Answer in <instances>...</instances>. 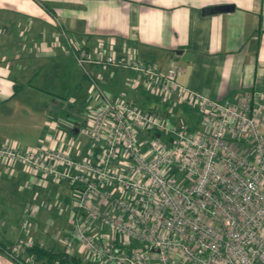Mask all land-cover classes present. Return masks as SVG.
Masks as SVG:
<instances>
[{
	"label": "built area",
	"instance_id": "2783aa9c",
	"mask_svg": "<svg viewBox=\"0 0 264 264\" xmlns=\"http://www.w3.org/2000/svg\"><path fill=\"white\" fill-rule=\"evenodd\" d=\"M71 53L99 100L87 124L76 126L78 140L31 149L0 143L1 164L73 191L83 217L73 225L77 247L68 242L63 251L84 264H264V88L212 99L178 84L175 63L162 70L100 45ZM89 65L132 72L131 87L188 107L194 124L169 123L171 103L164 117L107 99ZM83 138L89 144L80 157ZM26 241L6 252L18 264L34 263L19 259L32 245Z\"/></svg>",
	"mask_w": 264,
	"mask_h": 264
},
{
	"label": "crops",
	"instance_id": "0c3cea01",
	"mask_svg": "<svg viewBox=\"0 0 264 264\" xmlns=\"http://www.w3.org/2000/svg\"><path fill=\"white\" fill-rule=\"evenodd\" d=\"M223 5L232 9L208 11ZM99 45L104 53L126 54L162 70L175 63L182 68L176 76L178 84L212 99H229L234 92L264 88V0H0V143L13 142L19 149H30L77 141L73 130L82 124V117L71 128L75 137L70 138L59 126L66 119L55 117L73 106L59 90L68 83L75 104L89 101L97 107L94 88L76 68L71 50L82 46L92 51ZM69 63L74 64L71 69ZM87 68L103 96L123 84L134 96L129 102L136 104L137 97H142L141 109L159 108V100L141 86L128 84L132 72L96 65ZM47 83H52L51 92ZM14 85L22 87L13 93ZM168 103L171 118L196 119L191 110L185 112L182 105ZM168 103H160L165 117ZM88 144L83 138L76 150L80 156ZM40 182L19 164L0 163V241L13 242V246L20 239L31 240L19 234L20 228L16 233L10 228L14 219L10 221L9 210L15 208L17 215L25 212L20 202H14L23 199L25 187L35 188L33 199L39 196L40 202H48L54 194L61 199L57 207H64V198L59 196L63 192L42 189L44 183ZM44 214L45 219L49 217ZM52 244L49 241L46 249H53ZM23 254L19 259L27 256ZM0 264L18 263L0 250Z\"/></svg>",
	"mask_w": 264,
	"mask_h": 264
},
{
	"label": "rangeland",
	"instance_id": "374dc122",
	"mask_svg": "<svg viewBox=\"0 0 264 264\" xmlns=\"http://www.w3.org/2000/svg\"><path fill=\"white\" fill-rule=\"evenodd\" d=\"M39 40V39H38ZM50 60H47V63H50ZM69 65V66H68ZM67 66L71 69V66H74V64L69 63ZM78 69V67H76ZM74 68V70L76 72L77 69ZM79 70V69H78ZM103 81H98L99 86L103 89ZM51 84L52 83H47L46 84V88L48 89V91H52L51 89ZM60 92H64L67 96H63V99H65L67 102H70L71 106V110L68 109L69 107H65L64 108V112L63 114H57L55 115V117L60 118V119H66L65 121H63V124H59L60 129H63L66 132V137L71 136V137H75V135H72L70 133L71 128L75 125L74 123L78 122V119H81V123L82 124H78V125H84L87 124L90 116L92 115L93 111L95 110V106H91V104L88 101V104L85 102H81V104H75L74 99L76 100V97L74 95H71L69 92V84L65 83L62 84V88L59 90ZM92 92L91 87H89L87 93L90 94ZM129 92V93H128ZM103 94L106 96V98L108 99H115L117 97H121L123 99H125L126 101H130L131 99L134 98V96H132L133 94L131 93V90L129 89V86H124L123 84H121L120 88L117 90H114V92H103ZM111 99V100H112ZM137 102H136V106H141V102L143 100V98H139L137 97ZM135 101V100H134ZM74 102V103H73ZM132 102V101H131ZM133 103V102H132ZM162 106H164L163 104L161 105L159 103V108L156 110L157 114L159 116H161V114L163 113ZM62 109V107H61ZM174 119H177L175 116L173 117ZM183 121H185V118H181ZM71 121V122H70ZM80 123V122H79ZM174 123V122H173ZM67 137V138H68ZM70 138V137H69ZM33 148V147H31ZM30 148V149H31ZM86 155H81L80 157H85ZM30 176H32V174H30ZM33 177V176H32ZM182 177L181 174H178L177 176H175V179H180ZM39 182V181H38ZM48 182V183H47ZM41 184L43 182H40ZM36 186H40L36 185ZM42 189H52V190H56L59 189L61 190L63 193L61 195H59L60 197L64 198V200H62L61 202L64 203V207L62 206L61 209L59 207H57L56 204H58L57 202H59V200H61L60 198H57V196L55 197V195H51L50 198L48 199L49 201L47 202L46 200L43 201L39 200V196H37L36 199H33L34 197L32 196L35 188L30 185L28 188L25 187L24 189V194L23 195V199L20 198V200H16V198L14 199V202H20V209H22V211L24 210L25 212H22L21 215H17L15 213V208L10 209L9 212L10 213V221L13 217L14 222H16V224L13 222V225L10 226V228L13 229V231L16 233L17 229L20 228L21 233L19 232V234H22L24 236H28L31 238V243H42L44 248H47V243H49V241H53V249L56 250H61L64 248L66 243H70V245H73L74 248L77 247V243L75 241V236L73 233V225L74 223L77 221L76 219H80V217L75 216L74 212H72V210L69 208L71 206V204L75 203V200L73 197L68 195V191L73 192L67 184H65L64 182H61V184H55L54 181L51 180H47L44 182V184L42 185ZM69 188V189H68ZM41 189V191H42ZM59 191V192H61ZM74 194V193H72ZM39 195V194H38ZM21 196V195H20ZM42 199V198H40ZM59 199V200H58ZM42 207H39V204L41 203ZM40 204V205H41ZM47 213L49 215L45 217V214ZM42 219L43 223H41L38 219V216ZM36 216V217H35ZM25 222L28 224V228H25L22 226V223ZM92 229L89 228V231H91ZM100 230H105L104 227H100ZM29 240V239H27ZM20 241H24L25 243L27 242L26 239H20ZM126 242L128 241V239L126 238L125 240ZM131 242L135 243L134 240H131ZM14 244H16L14 242ZM47 245V246H46ZM23 246V245H22ZM23 248V247H22ZM81 252L80 248H79V253ZM78 254V253H76ZM24 255V254H23ZM79 255V254H78Z\"/></svg>",
	"mask_w": 264,
	"mask_h": 264
},
{
	"label": "trees",
	"instance_id": "16d2710c",
	"mask_svg": "<svg viewBox=\"0 0 264 264\" xmlns=\"http://www.w3.org/2000/svg\"><path fill=\"white\" fill-rule=\"evenodd\" d=\"M232 9L231 6H227V5H223V6H216V7H212L209 8L208 11H210V13H218V12H226V11H230ZM22 86L21 85H14L13 86V93L17 92ZM151 108L153 107H149L146 109L151 110ZM156 109V108H155ZM157 110V109H156ZM162 111L164 110V106H162ZM188 110H190L188 107L186 106H182V111L187 112ZM181 111V112H182ZM161 116H164V112L161 114ZM165 117V116H164ZM172 116L168 117V122L169 123H175V120L179 119L177 116H175L177 119L171 118ZM188 124H194L191 120L185 118V121ZM81 145V143H80ZM61 183V182H59ZM66 183V182H64ZM69 186V185H68ZM72 212H74L75 216H81V211L77 210L76 208L71 206L69 207ZM12 243H7L0 241V250L1 251H5V252H9ZM24 254H27V256H31L33 259V262H38L41 264H52L53 262H56L57 264H84L81 259L71 253L65 252L63 250L59 251V250H53V249H46V248H42L39 244L37 243H32L31 246L29 247H25ZM23 261V259H21Z\"/></svg>",
	"mask_w": 264,
	"mask_h": 264
},
{
	"label": "water",
	"instance_id": "95a60500",
	"mask_svg": "<svg viewBox=\"0 0 264 264\" xmlns=\"http://www.w3.org/2000/svg\"><path fill=\"white\" fill-rule=\"evenodd\" d=\"M73 132H76V129H74Z\"/></svg>",
	"mask_w": 264,
	"mask_h": 264
}]
</instances>
